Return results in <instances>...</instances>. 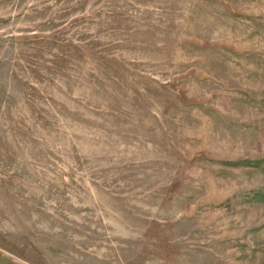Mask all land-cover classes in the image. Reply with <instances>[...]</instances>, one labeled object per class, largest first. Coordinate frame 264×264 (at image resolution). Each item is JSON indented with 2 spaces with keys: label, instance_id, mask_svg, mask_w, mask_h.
<instances>
[{
  "label": "rangeland",
  "instance_id": "1",
  "mask_svg": "<svg viewBox=\"0 0 264 264\" xmlns=\"http://www.w3.org/2000/svg\"><path fill=\"white\" fill-rule=\"evenodd\" d=\"M0 264H264V0H0Z\"/></svg>",
  "mask_w": 264,
  "mask_h": 264
}]
</instances>
